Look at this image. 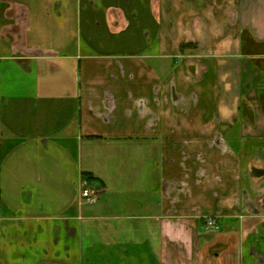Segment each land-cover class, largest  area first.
I'll return each mask as SVG.
<instances>
[{
	"label": "crops",
	"instance_id": "obj_1",
	"mask_svg": "<svg viewBox=\"0 0 264 264\" xmlns=\"http://www.w3.org/2000/svg\"><path fill=\"white\" fill-rule=\"evenodd\" d=\"M0 264H264V0H0Z\"/></svg>",
	"mask_w": 264,
	"mask_h": 264
},
{
	"label": "rangeland",
	"instance_id": "obj_2",
	"mask_svg": "<svg viewBox=\"0 0 264 264\" xmlns=\"http://www.w3.org/2000/svg\"><path fill=\"white\" fill-rule=\"evenodd\" d=\"M168 63L170 64V68L176 66L173 59H169ZM97 150L95 154L91 155L88 160V166L90 167L91 171H93V177L95 178V182H88V186L91 188H96V190L99 192L98 198H100V200L103 199L104 196V194L101 192V189L103 188L102 180L107 181L114 187L111 198L113 200L112 206L113 209H117V211L121 213H123V211H127L124 207L125 204L122 203V201H125L127 199L131 201L132 198L136 197L139 198V200L144 201H151L158 198L156 188L160 183V177L162 179L161 172L160 170H158L162 163V158L160 155L157 154L155 157H151L148 155L145 157L140 156L136 157L134 161L126 159L127 157L123 155L125 159L124 162L120 164L121 169H119L118 171V169H114L115 166L110 158V153L106 152V155L102 157L99 150ZM86 154L87 152L85 151V158ZM128 157L132 156L130 155ZM104 159H106L105 162ZM139 161H142V164L140 163V166L137 169L138 171H136L135 168L137 167H135V163ZM85 171L87 170L85 169ZM92 183H96L97 186ZM124 186H126L125 189ZM136 188H139V190L136 191ZM141 204V202L134 204L135 212L146 211L145 213H149L151 211L148 208H146L147 210H143ZM148 204L149 203H146V207H149ZM133 209L134 207L131 204L128 210L130 211Z\"/></svg>",
	"mask_w": 264,
	"mask_h": 264
},
{
	"label": "built area",
	"instance_id": "obj_3",
	"mask_svg": "<svg viewBox=\"0 0 264 264\" xmlns=\"http://www.w3.org/2000/svg\"><path fill=\"white\" fill-rule=\"evenodd\" d=\"M99 192L96 190V188H91L86 184H83L81 189V197L82 199L88 203V204H96L99 200L98 198ZM210 227H215L216 223L214 220H209L208 222Z\"/></svg>",
	"mask_w": 264,
	"mask_h": 264
},
{
	"label": "flooded vegetation",
	"instance_id": "obj_4",
	"mask_svg": "<svg viewBox=\"0 0 264 264\" xmlns=\"http://www.w3.org/2000/svg\"><path fill=\"white\" fill-rule=\"evenodd\" d=\"M243 44H244V46H245V50H247V51H253V50H256L255 48H256V46L254 47V46H251L250 45V43L249 42H247V39H244L243 38ZM246 45H248L247 47H246ZM209 220H211V219H209ZM209 220H208V222H209ZM212 220H214L215 221V223H216V220L215 219H212ZM215 227H217V226H215ZM214 228V227H213Z\"/></svg>",
	"mask_w": 264,
	"mask_h": 264
},
{
	"label": "trees",
	"instance_id": "obj_5",
	"mask_svg": "<svg viewBox=\"0 0 264 264\" xmlns=\"http://www.w3.org/2000/svg\"><path fill=\"white\" fill-rule=\"evenodd\" d=\"M191 46V45H190ZM186 47V46H185ZM184 48V47H183Z\"/></svg>",
	"mask_w": 264,
	"mask_h": 264
}]
</instances>
